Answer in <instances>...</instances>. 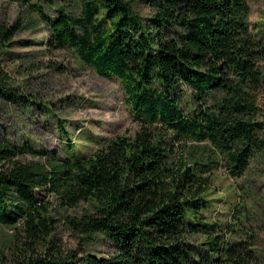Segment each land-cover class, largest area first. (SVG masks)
Returning a JSON list of instances; mask_svg holds the SVG:
<instances>
[{
    "label": "trees",
    "instance_id": "1",
    "mask_svg": "<svg viewBox=\"0 0 264 264\" xmlns=\"http://www.w3.org/2000/svg\"><path fill=\"white\" fill-rule=\"evenodd\" d=\"M12 1L38 16L45 50L68 49L118 78L140 129L85 158L71 141L57 153L0 138V225L26 239L11 264H259L256 234L241 230L253 219L249 196L239 194L227 225L209 211L217 169L238 179L264 158V31H251L247 0ZM12 29L0 26V101L50 114L2 67ZM53 203L80 209L63 225L84 245L103 237L113 253L64 252L51 238Z\"/></svg>",
    "mask_w": 264,
    "mask_h": 264
},
{
    "label": "rangeland",
    "instance_id": "2",
    "mask_svg": "<svg viewBox=\"0 0 264 264\" xmlns=\"http://www.w3.org/2000/svg\"><path fill=\"white\" fill-rule=\"evenodd\" d=\"M247 3L251 31H264V0H247ZM136 10L142 16L149 15L144 4H138ZM0 26L13 28L15 32L11 39L14 43L12 48L4 49L1 57L2 67L11 78V87L30 99L36 98L51 112L45 114L38 106L24 109L19 104L0 101V138L35 139L40 148L57 153H63L71 141L79 155L85 158L107 142L117 137L133 138L139 131L140 122L125 103L121 81L116 77L99 76L80 63L68 49L56 52L45 50L41 46L45 36L43 26L28 6L12 0H0ZM185 94L182 100L186 101V105L190 99L189 93L185 91ZM60 121L67 133L62 132V127L58 125ZM187 146L205 148L204 144L194 142H188ZM24 159L30 160V156L26 155ZM213 179L212 200L216 203L209 211L217 222L220 220L227 225L235 213L234 206L242 203L239 194L245 192V196H249L248 206L253 212V219L249 217L241 230L256 234L259 264H264V158L253 159L241 178L232 179L224 169L219 168L214 172ZM52 207L57 223L53 224L51 238L64 252L74 251L79 257L85 254L107 257L113 253V246L103 237L99 236L93 244L84 245L63 225L64 215H73L80 209L65 213L54 203ZM24 242L26 239L19 226L0 225V264L13 263L20 249H26ZM44 252L43 247L38 249L37 254ZM24 254L29 256L30 250Z\"/></svg>",
    "mask_w": 264,
    "mask_h": 264
}]
</instances>
